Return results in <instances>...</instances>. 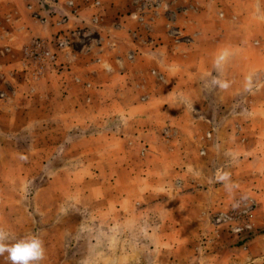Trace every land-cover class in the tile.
Instances as JSON below:
<instances>
[{
    "label": "crops",
    "instance_id": "0c3cea01",
    "mask_svg": "<svg viewBox=\"0 0 264 264\" xmlns=\"http://www.w3.org/2000/svg\"><path fill=\"white\" fill-rule=\"evenodd\" d=\"M66 1L0 0V88L11 92L0 103V172H32L35 157L42 173L53 174L35 187L57 199L43 212L49 231L63 227L69 185L59 178L68 174L80 205L81 193L89 199V220L106 213L116 235L124 225L112 214L123 219L130 207L140 209L147 235L169 238L171 264H248L264 234L238 243L212 219L250 198L264 230V0H161L152 39L126 14L136 0H98V7L73 0L75 13ZM49 8V21L64 15L73 28L95 14L101 28L85 47L59 51L61 71L26 82L23 46L56 29L32 15L47 18ZM53 157L64 160L50 164ZM24 179L20 189L31 177ZM86 186L105 189L108 199ZM200 236L203 246L186 248ZM195 249L199 263L182 260ZM131 252L105 250L118 259L105 263L127 264Z\"/></svg>",
    "mask_w": 264,
    "mask_h": 264
},
{
    "label": "rangeland",
    "instance_id": "374dc122",
    "mask_svg": "<svg viewBox=\"0 0 264 264\" xmlns=\"http://www.w3.org/2000/svg\"><path fill=\"white\" fill-rule=\"evenodd\" d=\"M68 1L69 0L66 1V6L71 8V13H75L78 8L69 6ZM71 1L73 2V0ZM160 1L161 0H136V3L132 4V9L127 11L126 14L132 16L139 24L141 30H143L140 36L145 34L147 39H152V27L150 25H152V18L156 13V8L158 7ZM96 2H98L99 5H95ZM92 4L95 7L100 6V2L98 0H93ZM74 9L75 12H72ZM49 10L47 18L43 17L46 18V21L55 16V13L52 12V8H49ZM32 16L36 19L40 18V16H36V13ZM138 16H142L144 21H139ZM94 18L97 19L96 23L93 22ZM59 19L64 23L62 26L63 31H59L58 26L55 24ZM49 23L50 25L55 26L56 29L50 38L45 39H52L55 37L59 39H66L69 44L68 46H73L75 44L76 46L85 47L86 42L91 40L93 35H97L96 33H99L101 28L100 17L95 14L91 15L88 22L81 19L80 24L74 26L73 28L69 27V19L64 15L58 16L53 19V21H49ZM168 29L175 34L177 33V31L173 28L172 30L171 28ZM259 31L260 29L257 28L256 32L258 33L256 34H258V36H260ZM183 39L187 41L189 40L187 37H184ZM30 42L31 40L28 43ZM27 44L23 46L22 52ZM22 52L20 60L22 64L21 72L25 74L26 82L27 80L35 82L50 73H58L63 69V63L60 62V57L58 56L56 63L46 66L44 72H36V65L26 62L22 56ZM129 59H131V56H129ZM75 81L78 82L77 80ZM86 85L88 86V84ZM0 93L4 94V96L0 98V103L5 102L11 94L9 88L7 87L0 88ZM212 132L213 131L211 129L205 132L204 136L206 140H212ZM206 152V149L203 147V149L199 150L198 154L200 157H205L206 159ZM65 159L68 160L66 162L64 161L65 163H70L72 161V158ZM59 160H64V158L60 159L53 157L50 160V164L52 163L56 165ZM30 161H32V172H21L17 174L13 172H0V226L4 227V229L10 234L11 239L9 243H15L17 240L25 237L26 235H40L44 241L46 249V257L42 262H40V264H109L105 262H109L110 259L118 260L114 257L104 255L105 250H112L113 254L116 252L117 257L119 255V251H133L128 255V261H126L127 264H171L168 259L170 254L169 252H171L170 246L172 245L169 244V238L147 235L146 231L142 229L144 221L141 222L140 219H138L137 211L140 209L130 207L126 214L123 215V219L120 218V215H115L114 213L112 214L114 223L120 227L119 222L123 221L124 225L122 235H120V233L116 235L115 229L110 228L111 225L108 221L106 213H97V219H93L95 215H92V221L89 220L88 211L90 207H86L89 204V199L82 197L81 193L80 205L79 200L76 199V194L73 193L72 183H70L72 181V177H68V174H64L59 178L60 181H65L67 183L65 184L66 186L69 185L63 191L66 195L65 207L67 209L64 217L65 219L62 224L63 227L49 231L50 228L46 227L48 219L45 218L43 220V214L48 210V203L49 206L51 203L54 205L57 199L56 197H52L50 195L49 190L44 191L35 187L40 185L41 181L46 178L49 177L51 179L52 177L50 176L53 174L42 173L39 165L34 163L35 157L30 159ZM25 176L31 177L28 183L30 181L31 182L29 184L27 183L25 187L23 186L20 189L19 186L22 182H24ZM12 186H15V188ZM86 188L90 189L91 186H86ZM95 190L97 192V200L99 198V200L105 202L106 198L108 199L109 193L106 192L105 189L100 191L99 189L91 188V191ZM47 194L49 197H47ZM85 195H87V193ZM236 201L225 206L223 210L214 215L212 219L213 227L215 229L220 228L221 233L225 234L228 238H232L235 242L238 241V243L249 239L250 236L256 232L258 233V231L264 234V230L257 228L255 223V202L250 198H238ZM51 209L53 212L54 208L51 207ZM244 209L249 210V222L252 227L250 230H244L237 234L234 229L235 227L242 226L244 224V219L239 216V213ZM225 215L232 216V220L224 221L223 216ZM80 216H83L85 219L78 223ZM218 218H220V221L217 220ZM34 224L35 227L33 226ZM190 240V243L186 245V248L189 249L192 247L199 248L198 246H203L206 238L200 236L190 238ZM155 248L158 250L161 249V252L157 251L154 254L153 251ZM243 248L244 250H247V247ZM195 251V254L190 253V250L186 254L182 253V260L190 261L192 257H197L194 262L199 263L201 253L198 252L199 249H195ZM254 251L257 253H255L256 255L248 262V264H264V236L261 239L260 245L255 248ZM7 255V253L0 255V264H11V262L7 259Z\"/></svg>",
    "mask_w": 264,
    "mask_h": 264
},
{
    "label": "built area",
    "instance_id": "2783aa9c",
    "mask_svg": "<svg viewBox=\"0 0 264 264\" xmlns=\"http://www.w3.org/2000/svg\"><path fill=\"white\" fill-rule=\"evenodd\" d=\"M69 6H73V2L71 0L68 1ZM95 5H99L98 2ZM72 12H75L72 10ZM139 21H144L142 16H138ZM38 21L44 23L46 18H38ZM93 22L96 23L97 19L94 18ZM58 26L59 31H63V22L59 19L56 23ZM58 36V35H56ZM68 42L66 39H59L57 37L52 39H45V38H32L31 42L28 43L25 48L23 49L22 56L26 62L30 64L36 65V72H44L46 66L50 64L56 63L58 58L59 51L63 50L64 48L68 47ZM4 96L3 93H0V98ZM239 216L244 219V224L242 226L235 227L234 231L239 234L244 230L251 229V223L249 222L250 213L248 209H244L239 213ZM220 221V218L217 219ZM224 221H231L232 216L225 215L223 216Z\"/></svg>",
    "mask_w": 264,
    "mask_h": 264
},
{
    "label": "clouds",
    "instance_id": "9594fccd",
    "mask_svg": "<svg viewBox=\"0 0 264 264\" xmlns=\"http://www.w3.org/2000/svg\"><path fill=\"white\" fill-rule=\"evenodd\" d=\"M227 51L222 52L217 63L227 57ZM214 84H220V87L227 88V83L213 81ZM10 234L0 226V255L7 253V259L11 264H40L46 257V249L42 237L38 234H30L17 240L15 243H9Z\"/></svg>",
    "mask_w": 264,
    "mask_h": 264
}]
</instances>
